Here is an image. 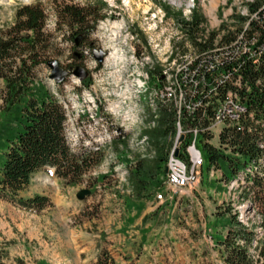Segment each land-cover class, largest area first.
Segmentation results:
<instances>
[{"label": "rangeland", "instance_id": "obj_1", "mask_svg": "<svg viewBox=\"0 0 264 264\" xmlns=\"http://www.w3.org/2000/svg\"><path fill=\"white\" fill-rule=\"evenodd\" d=\"M248 1L251 0H0V31L14 23L20 7L40 5L46 12L45 30L56 38V48L50 58L58 60L67 70L77 65L89 70L92 85L88 88L74 75L60 84L50 80L48 65L39 68L38 77L53 94L68 102L74 151L97 152L101 158L76 186L66 185L48 169L35 174L30 187L21 195L24 198L47 195L53 205L43 212L31 216L30 212L0 201V245L8 249V264H18V259L26 264L41 261L96 264L94 257L99 248L106 250L115 264H225L212 237L226 234L216 222V214L228 203L240 212L242 221L250 219L258 236L252 253L258 254L264 228L256 221L250 204L240 201L239 183L225 186L216 181L220 174L209 171L205 161L194 184L177 189L164 186L141 209L128 210L125 199L132 198L131 188L125 181H118L114 168L126 166L131 171L144 154L141 143L127 141V148H117L115 144L101 146L103 131L106 128L113 131L119 125L118 111L135 99L139 75H143L144 82L150 81L148 68L159 67L166 71L167 84L174 88L178 85L176 74L182 71L184 63L171 61L170 56L183 43V37L176 21L165 16L161 2L171 5L175 11L183 10L187 17L196 9L205 17L207 29L216 30L234 12L245 13ZM61 2L81 7L100 6L101 19L79 45L69 39L68 28L59 27L55 8ZM94 50L106 53L102 65L95 60ZM76 52L81 54L80 58L75 56ZM140 57H149V60L144 64ZM158 85L161 81L157 79L149 82L152 96L146 92L148 86L139 90L143 129L154 114L150 100L154 99ZM223 127L217 124L211 128L214 138L210 144L219 146ZM178 137L173 148L176 157L179 156L176 149L186 137L182 128ZM191 145L186 151L194 157ZM195 146L200 150L197 143ZM184 164L188 166L182 160L180 167H186ZM173 166L177 170L176 162ZM84 189L91 194L80 200L77 194ZM146 215L149 219L144 223Z\"/></svg>", "mask_w": 264, "mask_h": 264}, {"label": "trees", "instance_id": "obj_2", "mask_svg": "<svg viewBox=\"0 0 264 264\" xmlns=\"http://www.w3.org/2000/svg\"><path fill=\"white\" fill-rule=\"evenodd\" d=\"M160 6L165 16L176 21L183 37L170 60H181L184 66L176 74L178 98L159 101L156 125L144 131L149 137L148 155L131 167L127 183L132 198L126 197L125 205L128 210H139L164 188L181 126L186 137L179 143V157L190 165L186 150L196 141L208 170L220 174L216 181L225 186L238 182L240 201L250 204L264 228V0L246 2L245 13L234 12L216 30L207 29L205 17L196 9L187 17L167 3ZM55 13L59 27L69 29V39L78 41L76 45L87 39L101 19L98 5L61 2L56 3ZM46 21L42 6L26 4L16 11L14 23L0 31V201L37 214L53 204L47 195H21L35 174L53 168L66 185L76 186L101 162L97 152H74L67 137L68 102L38 77L39 68L51 60L56 48L55 36L45 30ZM147 74L150 83L157 79L164 85L161 68H148ZM82 84L91 87L92 79ZM229 94L238 96L244 111L238 119L224 118L217 147L210 144L211 126ZM114 144L128 147L123 139ZM217 211L216 222L226 234L212 239L224 263L264 264V238L258 254L252 253L258 236L250 219L242 221L232 203ZM148 219L146 215L143 222ZM8 255V249L0 245V264H8ZM17 262L26 264L22 259ZM96 264H115V259L102 249Z\"/></svg>", "mask_w": 264, "mask_h": 264}, {"label": "bare ground", "instance_id": "obj_3", "mask_svg": "<svg viewBox=\"0 0 264 264\" xmlns=\"http://www.w3.org/2000/svg\"><path fill=\"white\" fill-rule=\"evenodd\" d=\"M113 54L114 53H112V56H113ZM135 59H136V62H139V57H137L136 54H135ZM107 60H109V57L107 58ZM140 60H141L142 63H144L145 61L148 62L149 57L148 58H144V57L141 58L140 57ZM144 64H146V63H144ZM163 72H166V71L163 70ZM142 76L143 75H139L138 78H137V81L135 83L136 88L138 90L136 91L137 93L135 95V99H133V102H130V104H127L125 106L123 105L122 106L123 109H120L118 111V116L120 115V117L122 118L123 126H121L120 128H115L113 131L110 130L109 128H106L105 131H103L104 132L103 133L104 134V138H103L104 140L103 141L101 140L102 141L101 146L110 145V147H111V145H113L116 140L123 139V140H126V141H132L134 143H141V148H142V151L144 152L143 156L146 157L148 155V153L146 152V150H147L146 148L148 147L147 144L149 143V137L147 136V134L144 133V131H145V129H150V127L156 125V118L158 117V110H159L157 105H158V102L160 100H159V93L157 92V88H155L154 89V92H155L154 99L150 100L151 101L150 105H151V107L153 109L154 116L151 118V120L149 119L150 121H149V123L146 125V127L144 129L141 128V125L144 124V123H143V116H142L143 109H142L141 103H140L141 100H142V99H140L141 95H142V92L139 91V90H141L143 88H146L148 86L146 88V92H148V91L150 92V88H149V82L150 81L144 82V80H143L144 77H142ZM166 78H167V76H166ZM166 87L167 88H173V90H168L169 91V98L170 99H177L178 96L176 94V91H174V85H169L166 82ZM144 93L145 92H143V94ZM150 94H151V92H150ZM151 96H152V94H151ZM232 98H233V96L231 94H229L228 95V99L223 104L221 110L227 109L226 102H229ZM243 111H244L243 105L237 106V107L234 108L232 115L231 114L219 115L216 118L217 124H222L223 125V123L225 121L224 120L225 117H230L233 120L234 119H238L237 117ZM70 121H71V119H70ZM70 121H69V123H70ZM68 135L71 136L70 126H69V130H68ZM112 139H116V140H112ZM69 140H70V143H71V147L73 148L72 139L69 138ZM171 158H177V157L175 155H173ZM110 161H112V160L110 159ZM114 161H115V159H114ZM173 164H175V162L174 163L173 162H168V167H169L170 170H173V167H174ZM114 167H115V165H114ZM120 167L116 166L114 168L116 170V172H117L116 174H117V177H118V181H120V183H121V181L123 180V181H125V183H127L128 182L129 172H130L129 168H126V166H124V167L120 166ZM168 174H169V170H168ZM232 184L234 185L235 183H232ZM159 197H161V196H159Z\"/></svg>", "mask_w": 264, "mask_h": 264}, {"label": "built area", "instance_id": "obj_4", "mask_svg": "<svg viewBox=\"0 0 264 264\" xmlns=\"http://www.w3.org/2000/svg\"><path fill=\"white\" fill-rule=\"evenodd\" d=\"M88 52V51H87ZM136 52V50H135ZM135 57V55H134ZM166 72H163V76L166 78ZM168 90H173V88H167L166 87V81L164 82V85H158L157 86V92L159 93V100L161 102L164 101H169V91ZM181 99H183V96H181ZM227 105V109L225 110H218L217 115L215 117V122L212 124L211 128H213V126L217 125V120L216 118L219 115H225V114H233V110L235 107L243 105L241 104L239 98L237 95H234L233 98L229 101L226 102ZM68 108V107H67ZM118 120H119V125L116 126L115 128H120L121 126H123L122 123V118L120 117V115L118 116ZM114 128V129H115ZM181 131V126H179L178 129V136H179V132ZM197 131H195L194 133V140L197 139ZM67 137L71 138L70 135H68L67 133ZM179 138V137H177ZM112 140H116V139H112ZM196 141H194L193 145H191L189 148L191 149V151H194V157H191V163L190 165L185 166L186 167H180L182 158H180L179 156L177 158H169V162H176V167L177 170H170L169 169V174H168V179L167 181H165V186H169L172 189H177V188H181L183 185L186 184H194L195 182H197L199 174L201 169L203 168L204 165V156L202 151L198 150L195 146ZM112 172V170H111ZM161 198H163L161 196Z\"/></svg>", "mask_w": 264, "mask_h": 264}, {"label": "water", "instance_id": "obj_5", "mask_svg": "<svg viewBox=\"0 0 264 264\" xmlns=\"http://www.w3.org/2000/svg\"><path fill=\"white\" fill-rule=\"evenodd\" d=\"M78 44V41L76 42ZM106 53L102 50H94L93 51V56L95 60L102 65L103 64V59L105 57ZM75 56L80 58L81 54L76 52ZM48 67L50 68V74H49V79L55 81L57 84L58 83H64L66 78L69 76V74H72L76 76L81 82L87 80L89 76V70H87L85 67L82 65H77L73 70H67L65 69L62 64L58 60H49L47 62ZM184 138V137H183ZM177 155L179 154L178 149H176ZM91 191L90 190H81L77 194V198L80 200L85 199L87 196H90Z\"/></svg>", "mask_w": 264, "mask_h": 264}, {"label": "crops", "instance_id": "obj_6", "mask_svg": "<svg viewBox=\"0 0 264 264\" xmlns=\"http://www.w3.org/2000/svg\"><path fill=\"white\" fill-rule=\"evenodd\" d=\"M51 172H53V171H51ZM32 215H35V214H34V213L32 214V212H31V216H32ZM100 251H101V250H100V248H99V250H97L96 256L94 257L95 262L97 261V257H98V255L100 254ZM77 255H78L79 257H81L80 254L77 253ZM41 259H43V258H41Z\"/></svg>", "mask_w": 264, "mask_h": 264}]
</instances>
